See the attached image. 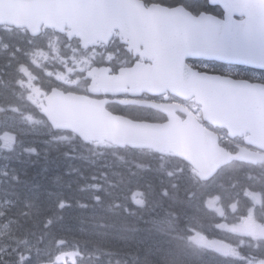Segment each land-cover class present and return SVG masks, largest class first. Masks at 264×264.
<instances>
[{"label": "trees", "instance_id": "16d2710c", "mask_svg": "<svg viewBox=\"0 0 264 264\" xmlns=\"http://www.w3.org/2000/svg\"><path fill=\"white\" fill-rule=\"evenodd\" d=\"M152 2L167 7L193 3L212 11L204 2L192 0L147 3ZM21 39L25 38L17 31L0 30V52L16 53L4 50V44ZM4 58L0 57V88H9L10 98L0 102H22L17 99L18 78L2 74L8 65ZM0 97H5L1 90ZM23 103L12 117L0 114V136L11 128L17 134L15 150L0 154V264H51L66 254L78 255L79 262L89 256L92 264H187L186 260L215 264L208 251L189 242L194 235L239 245L238 237L220 229L223 221L208 201L220 196L228 204L237 200L243 209L248 200L236 193L245 189L248 166L232 164L201 183L188 165L172 156L86 144L70 133L54 132L36 109L24 99ZM28 115L42 120L36 130L27 124ZM126 116L137 121L164 120L149 111ZM220 192L232 193L222 196ZM147 238L151 243L144 246ZM157 239L167 240L168 245ZM173 248L183 251L184 257L169 256ZM242 252L264 259V243ZM20 255L25 256L22 261Z\"/></svg>", "mask_w": 264, "mask_h": 264}, {"label": "water", "instance_id": "95a60500", "mask_svg": "<svg viewBox=\"0 0 264 264\" xmlns=\"http://www.w3.org/2000/svg\"><path fill=\"white\" fill-rule=\"evenodd\" d=\"M228 1L231 0H209L226 12L227 21L221 23L206 16L194 18L181 7L147 9L138 0H0V25L26 28L32 36H38L43 26L63 31L69 25L85 49L120 30L130 50L144 48V56L155 61L151 68L125 71L119 81L125 94L138 97L143 92L153 96L170 93L185 101L194 98L203 108L207 123L226 129L231 139L249 133L246 144L264 152V87L199 74L186 66L188 59L216 60L222 56L214 46L222 38L220 32L228 27L246 36L252 46L256 44L252 38L264 45V2L242 0L232 6ZM234 16L245 20L237 23ZM263 62L264 59L250 60L246 64L258 68ZM44 101L47 106L40 107L41 114L54 131L72 133L85 143L173 154L196 169L197 177L204 182L233 161L252 160L246 152L229 153L220 145L219 136L190 113L186 120L179 118L177 113L184 111L178 106L122 102L167 116L166 123L155 124L114 115L106 109V101L64 95L58 90Z\"/></svg>", "mask_w": 264, "mask_h": 264}, {"label": "flooded vegetation", "instance_id": "af4514ba", "mask_svg": "<svg viewBox=\"0 0 264 264\" xmlns=\"http://www.w3.org/2000/svg\"><path fill=\"white\" fill-rule=\"evenodd\" d=\"M202 2L210 8L207 0ZM210 9L212 11L208 12L214 17L221 21L226 19L227 14L221 6ZM0 30L8 33L18 31L25 36H23L24 40H10L4 44L6 47L4 50H14L16 53L0 54V57L4 56L6 57L5 61H8V65L2 68L4 70L2 74L12 73L13 67L10 66L11 63L8 59L15 58V54L22 55L21 59L17 61L31 79L30 90L31 96L34 97L32 104L36 107L45 99V95L40 92L49 95L54 89H57L66 95L76 94L99 102L109 101L108 109L114 114L133 116L147 113L148 109L120 104V101L135 99L142 102L181 105L190 111L198 121H202V109L196 106L192 100L181 101L169 94L160 96L142 94L136 98L119 94L118 91H116L117 96L102 94L101 87L103 85L115 78L120 80L122 71L125 68L133 67L139 61L127 51L119 32L113 34L109 44L98 42L88 50H84L81 42L76 38L71 39L68 33L60 34L55 30L44 28L40 36L32 37L26 30L7 26H0ZM220 35L222 38L219 39L214 49L220 51L222 56L215 58L216 60H211V58L189 60L187 64L201 74H215L264 86V69L246 64L250 60L264 59V45L258 43L256 38H252V41L256 42L252 46L246 36L238 34L232 28L222 30ZM0 49H2V45H0ZM126 54L131 57L130 62H127ZM3 60L1 61L3 62ZM229 60L236 62H228ZM145 63L150 65L149 62ZM29 67L36 69V73L30 72ZM38 83H41L40 86H37ZM4 112L11 115V104L0 102V114ZM178 114L182 119L186 118L183 113ZM219 134L226 142H229L226 132L219 130ZM236 141H240L239 144L243 143V139ZM239 144H236L235 148ZM256 169L264 171V166ZM258 176L263 179L261 175Z\"/></svg>", "mask_w": 264, "mask_h": 264}, {"label": "rangeland", "instance_id": "374dc122", "mask_svg": "<svg viewBox=\"0 0 264 264\" xmlns=\"http://www.w3.org/2000/svg\"><path fill=\"white\" fill-rule=\"evenodd\" d=\"M22 73H25V72H22ZM26 74V73H25ZM30 83V79H27L26 81H23L21 84L24 85V89L26 88V86H28ZM30 99V98H29ZM3 139H5L3 137ZM7 144H8V150L9 152H13L15 150V147H16V141L12 138L11 141H9V139L7 140ZM210 204H211V207L216 209L217 210V201L215 199H212L210 201ZM236 232L239 233L240 235H248V233H252L253 236H259V233L261 231V228L260 227H257L255 225H253L250 221L248 222H243L241 225L237 226L235 228ZM256 233V234H255ZM158 241H163L161 239H157ZM193 242L197 243L198 244V240L195 238L193 239ZM151 243V240L149 238L145 239L143 241V245L144 246H148L149 244ZM163 245H168V241L167 240H164L163 242H161ZM162 244H159V245H162ZM221 250L225 253V254H228V255H233V256H236L237 255V252L233 249H231L229 246L227 245H222L221 247ZM161 251V249L157 250L156 254L159 253ZM148 253L149 255H151V250L149 248L148 250ZM169 256H172V257H177L175 259H180L181 256L184 257V252L181 251L180 249H176V248H173L169 251L168 253ZM167 255V256H168ZM156 257V256H154ZM25 258L24 255H20V261H22L23 259ZM60 258L64 259L65 261L67 260L68 256L67 255H61ZM152 257H148L147 261L151 260ZM91 259V257L89 258ZM60 260V259H56L54 261L55 264H58L57 261ZM165 260V259H163ZM162 260V261H163ZM186 263L187 264H190L188 260H186ZM214 263L215 264H221L219 263L218 261H215L214 260ZM193 264V263H192Z\"/></svg>", "mask_w": 264, "mask_h": 264}, {"label": "bare ground", "instance_id": "6f19581e", "mask_svg": "<svg viewBox=\"0 0 264 264\" xmlns=\"http://www.w3.org/2000/svg\"><path fill=\"white\" fill-rule=\"evenodd\" d=\"M7 64V63H6ZM11 68V67H10ZM9 70V69H8ZM13 71V70H12ZM11 72V71H10ZM14 75V74H13ZM10 76V75H9ZM12 76V75H11ZM12 78V77H11ZM1 238V237H0ZM2 239H4V238H2ZM5 244V243H4ZM4 246V245H3ZM16 246V245H15ZM9 247V246H8ZM37 248V247H36ZM35 248V249H36ZM9 250H11V249H9ZM6 253V252H5ZM8 253V252H7Z\"/></svg>", "mask_w": 264, "mask_h": 264}]
</instances>
